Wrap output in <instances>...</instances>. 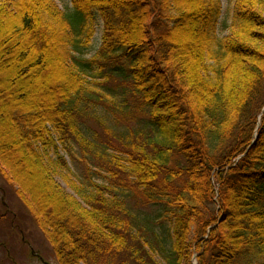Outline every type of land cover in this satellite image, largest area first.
<instances>
[{"label": "trees", "instance_id": "trees-1", "mask_svg": "<svg viewBox=\"0 0 264 264\" xmlns=\"http://www.w3.org/2000/svg\"><path fill=\"white\" fill-rule=\"evenodd\" d=\"M221 16L219 0H0V177L58 264H264V0ZM93 100L136 121L104 127L124 156L86 135Z\"/></svg>", "mask_w": 264, "mask_h": 264}, {"label": "rangeland", "instance_id": "rangeland-1", "mask_svg": "<svg viewBox=\"0 0 264 264\" xmlns=\"http://www.w3.org/2000/svg\"><path fill=\"white\" fill-rule=\"evenodd\" d=\"M60 9H63L69 2V0H53ZM236 0H219L221 7V19L230 20L233 14V6ZM223 36L227 35L225 31ZM101 36V27H97L96 34L94 36L93 49L88 56L94 54L95 50L99 47V37ZM116 99L114 97L107 96V100ZM127 101L130 97L126 96ZM118 99V98H117ZM116 99V100H117ZM134 103V104H133ZM133 107L136 109L135 100L132 102ZM93 106V107H92ZM92 107V108H91ZM113 107V108H111ZM108 109V110H107ZM111 109H114V105L108 101H91L89 109L84 117L83 129L87 131L86 134L92 139V135H95L99 140L107 143L110 152L119 156H124V146L119 143L115 136L106 134L104 127H110L113 131H124L129 128L137 126L136 121L131 116H121L120 114L115 117L111 114ZM118 114V113H116ZM138 114V113H137ZM75 162L67 157L69 165L75 174L78 176L81 174V169L78 160L80 159L78 151H75ZM120 163H122L120 161ZM93 169L101 170L102 165L94 166L89 164ZM57 181L64 187L69 193H73L69 184L71 181H63L60 178ZM0 190L4 193L2 203L9 211L6 215L4 222L0 223V264H58L55 257L44 240L43 236L33 223L28 211L17 200L13 192V186L7 184L0 177ZM143 211L148 208L140 207ZM8 251V259L4 257L2 251ZM155 259L164 264L158 253H154ZM192 264H196L192 259Z\"/></svg>", "mask_w": 264, "mask_h": 264}]
</instances>
